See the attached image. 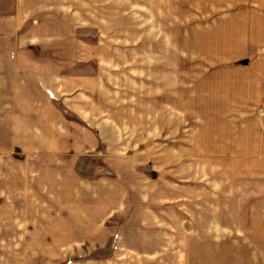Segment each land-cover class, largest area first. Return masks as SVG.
I'll return each instance as SVG.
<instances>
[{"label": "crops", "instance_id": "crops-1", "mask_svg": "<svg viewBox=\"0 0 264 264\" xmlns=\"http://www.w3.org/2000/svg\"><path fill=\"white\" fill-rule=\"evenodd\" d=\"M110 129L122 135L116 159L231 162L248 176V206L264 209V0H0V264H81L80 241L66 248L50 216H64L76 162ZM131 144L143 146L125 156ZM152 167L148 178L163 182ZM169 171L177 209L198 187ZM98 200L95 219H110ZM94 230L90 250L102 252L112 230ZM121 235L120 254L88 264H130L132 249L154 264L155 245L141 253Z\"/></svg>", "mask_w": 264, "mask_h": 264}, {"label": "rangeland", "instance_id": "rangeland-1", "mask_svg": "<svg viewBox=\"0 0 264 264\" xmlns=\"http://www.w3.org/2000/svg\"><path fill=\"white\" fill-rule=\"evenodd\" d=\"M129 55H132V51H129ZM124 66L127 64L121 63L117 70H123ZM122 94L114 93V104L120 103ZM118 113L120 112L114 111L112 114L114 123L118 121ZM150 129L146 132L149 133ZM109 131L108 144L101 141L96 154L83 155L79 164L76 162L79 194H75L76 198H68L70 192H64L65 208L59 209L64 212V216L61 219L50 216V227L65 241L66 248L71 249V243L80 241L81 252L85 253L80 257L81 264H88L87 261L91 258L102 257L105 253L114 256L120 254L118 249L122 245L121 234L124 235L125 232L130 239L128 241L138 244L132 246H137L141 253L152 250L149 245L143 244L155 245L157 253L150 257H154V264H264V219L254 218L256 210L264 209L248 206L247 175L233 174V166L231 162L230 165L227 164V161H221L220 165L217 161H209V167L203 170L200 161L181 160L170 163L152 158L116 159L113 155L122 146L119 143L122 135L118 137L119 133L113 132V129ZM184 132L182 128L181 135ZM105 146H108V150ZM140 146L143 145H129L133 148L131 150L128 147L125 156L135 155ZM151 151L152 148L149 149ZM192 162L194 165L198 164L193 171L190 167ZM158 163L165 170L163 182L148 178L153 171L152 166ZM188 166L191 172H186ZM170 168L177 169L178 183L182 184L185 181L183 179H186V183L198 187L188 190L185 200L177 209L170 204L169 199L171 193L167 183ZM124 192L128 198L123 199ZM181 194L185 195V191ZM85 195L90 198L91 195L94 196L96 201L94 198L90 203ZM101 195L109 200L110 204L104 215L108 214L110 219H101L103 215H98L95 219L93 215L92 205L101 210L99 207L102 203L98 200ZM159 198L165 200L158 203ZM159 205L161 209H158ZM54 221L61 222L58 224L60 228L56 229L57 224H52ZM102 225L112 230L105 251L102 249V252H91L90 245L101 236L94 228ZM133 250H129L130 264L142 263V257L136 253L138 251ZM69 260L71 262L72 257Z\"/></svg>", "mask_w": 264, "mask_h": 264}]
</instances>
